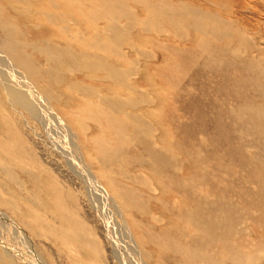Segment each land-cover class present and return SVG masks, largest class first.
I'll use <instances>...</instances> for the list:
<instances>
[{"label":"rangeland","instance_id":"obj_1","mask_svg":"<svg viewBox=\"0 0 264 264\" xmlns=\"http://www.w3.org/2000/svg\"><path fill=\"white\" fill-rule=\"evenodd\" d=\"M0 16V264H264V0Z\"/></svg>","mask_w":264,"mask_h":264},{"label":"bare ground","instance_id":"obj_2","mask_svg":"<svg viewBox=\"0 0 264 264\" xmlns=\"http://www.w3.org/2000/svg\"><path fill=\"white\" fill-rule=\"evenodd\" d=\"M15 1V0H14ZM1 17V16H0ZM0 28H1V26H0ZM3 30H7L6 29V27H3ZM5 34L8 36V37H10V35H9V32L8 31H6L5 32ZM16 58V57H15ZM1 244L3 245V250L1 249V251H0V259H2V260H5V258L7 257V256H10L11 254L9 253L11 250H9L8 249V247H9V245L8 246H6L2 241H1ZM7 244V243H6ZM11 248V247H10ZM13 251H15L14 249H12ZM17 253V252H16ZM3 262V261H2Z\"/></svg>","mask_w":264,"mask_h":264}]
</instances>
